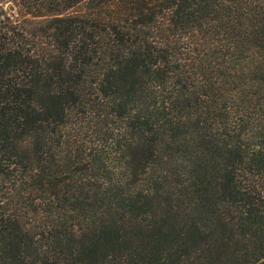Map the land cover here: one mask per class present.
I'll return each mask as SVG.
<instances>
[{
    "label": "trees",
    "instance_id": "obj_1",
    "mask_svg": "<svg viewBox=\"0 0 264 264\" xmlns=\"http://www.w3.org/2000/svg\"><path fill=\"white\" fill-rule=\"evenodd\" d=\"M0 264H264V0H0Z\"/></svg>",
    "mask_w": 264,
    "mask_h": 264
}]
</instances>
